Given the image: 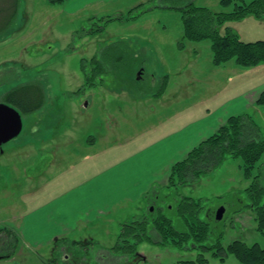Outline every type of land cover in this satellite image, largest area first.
<instances>
[{"label": "rangeland", "instance_id": "1", "mask_svg": "<svg viewBox=\"0 0 264 264\" xmlns=\"http://www.w3.org/2000/svg\"><path fill=\"white\" fill-rule=\"evenodd\" d=\"M4 3L6 0H0V10ZM188 4L212 12L224 10L221 0H120L97 7L101 10L97 13L67 14L45 0H20L7 27L1 25L0 13V103H5L7 92L25 84L40 85L44 91V104L38 111L23 114L17 109L22 131L0 147V226L15 233L17 229L11 227L18 226L22 203L31 208L52 198L69 182L84 180L90 170H99L103 160L113 162L138 139L151 135L152 124L170 119L180 109L186 116L188 109L223 85L228 73L212 65L210 42L181 41V9ZM114 17L124 21L106 23ZM127 18L132 19L125 21ZM227 30L244 43L264 41V14L228 22L220 33ZM13 56H19L18 60L4 62ZM121 56L123 60L118 62ZM96 61L107 65L109 73H100L93 86L79 92L84 75L93 71ZM140 68L144 78L136 80ZM252 68L246 70V78L264 76V63ZM163 83L165 91L157 95ZM253 111L264 137V113ZM240 164V160L226 157L213 172L177 190L153 186L156 208H163L178 230L182 224L172 207L179 198L202 201L201 215L210 228L209 244L219 241L225 250L218 256L204 252L208 264H241L226 252L233 241L264 248V237L247 207L249 183ZM258 166L264 186V156ZM146 193L133 202L119 203L106 218L81 225L60 245L63 253H73L76 264L195 260L199 251L192 247L178 250L149 241L140 243L134 254L110 253L118 243L121 225L145 215ZM220 208L224 213L216 221ZM50 248H29L19 241L13 256L1 259L0 264H64ZM72 260L68 264H75Z\"/></svg>", "mask_w": 264, "mask_h": 264}, {"label": "trees", "instance_id": "2", "mask_svg": "<svg viewBox=\"0 0 264 264\" xmlns=\"http://www.w3.org/2000/svg\"><path fill=\"white\" fill-rule=\"evenodd\" d=\"M45 1L56 7L63 5L68 0ZM221 5L224 10L220 12L198 8L192 4L182 8L183 35L181 41L190 43L209 41L212 65L215 67L223 66L229 62L242 69L263 64L264 41L244 43L229 30L221 34L220 29L228 22L239 21L249 15L262 17L264 0H221ZM230 6H232L231 10H227ZM17 7L18 0L12 2L6 0L0 10L3 15L2 26L7 27L13 20ZM134 9L136 8L131 9L129 13ZM131 19L127 18L125 21ZM115 20L124 21L120 17H114L109 18L106 23ZM99 30H102V27H99ZM183 42H180V45ZM122 58L123 56L117 61L120 62L123 60ZM94 59L95 57H93ZM95 63L97 64L92 68L93 71L84 75V86L79 92L93 86V82L100 73H109L107 65L99 64L97 61ZM111 67H113V63L110 65ZM163 89L164 87L159 92ZM4 101L19 109L21 113L30 114L38 111L44 104V91L40 85L25 84L7 92ZM255 105L264 108V90L260 93ZM263 156L264 137L261 135L259 124L256 123L253 115L245 112L231 116L211 137L200 142L188 152L183 160L174 164L169 171L166 184L158 187L177 190L179 186L193 183L201 176L213 172L224 162L226 157L238 159L241 161L239 168L242 176L249 183L245 190L249 198L247 207L253 214L258 232L264 237V202H262L264 186L260 172L262 163L258 166ZM255 170H257L256 174ZM146 195L148 198L145 215L132 218L129 222L121 225L118 243L110 253L134 254L140 243L149 241L161 246L167 245L173 249L182 250L192 247L199 251L195 260H181L175 264H208L204 258V252H213V256H218L219 253L225 251L219 241L209 244L210 228L203 218L204 215H201L204 208L201 200L182 196L172 207L182 224V229L178 230L174 227L172 220L163 214V208H156L157 192L155 187H152ZM155 210L157 211L156 215ZM18 243L16 232L1 227L0 260L11 258ZM226 252L233 255L241 264H264V248L257 244L248 246L242 241H233L228 245ZM143 264L149 263L144 262Z\"/></svg>", "mask_w": 264, "mask_h": 264}, {"label": "crops", "instance_id": "3", "mask_svg": "<svg viewBox=\"0 0 264 264\" xmlns=\"http://www.w3.org/2000/svg\"><path fill=\"white\" fill-rule=\"evenodd\" d=\"M119 1L68 0L56 7L67 14H79L85 10L97 13L101 11L97 7ZM18 58H5L4 62ZM215 69L228 73L227 79L219 89L203 97L197 106L188 109L186 116L185 110L180 109L172 113L170 119L164 117L152 124V134L138 139L125 155L111 163L103 160L99 170H90L91 173L80 182H69L67 187L55 192L44 203L31 208L22 203L24 212L18 226L11 227L18 230V240L29 248L51 246L53 255L59 253V256H65L59 246L72 232L81 225L106 218L119 203L133 202L153 186L166 184L172 166L183 160L200 142L211 137L229 117L251 113L252 109L254 114L264 113L263 107L256 108L255 105L264 90V76L246 78L247 69L231 62ZM164 91L165 88L157 95Z\"/></svg>", "mask_w": 264, "mask_h": 264}, {"label": "water", "instance_id": "4", "mask_svg": "<svg viewBox=\"0 0 264 264\" xmlns=\"http://www.w3.org/2000/svg\"><path fill=\"white\" fill-rule=\"evenodd\" d=\"M141 74L142 71L137 73V80L140 79ZM22 127L20 112L12 106L0 103V147L18 137L22 131ZM223 213V208H220L216 212V221L222 219Z\"/></svg>", "mask_w": 264, "mask_h": 264}, {"label": "flooded vegetation", "instance_id": "5", "mask_svg": "<svg viewBox=\"0 0 264 264\" xmlns=\"http://www.w3.org/2000/svg\"><path fill=\"white\" fill-rule=\"evenodd\" d=\"M143 76H144V71L142 70V74H141V79L140 80H142L144 78ZM72 255H73V253H70L69 255L66 254L65 256L62 255L63 259H61V256H59V261H62L63 260L62 262H64V264H68V262L73 259L72 262H74L76 264L78 260H77V258H73L74 255L73 256ZM97 259L100 260L99 258L95 257V260H97ZM81 260L84 261L86 259L85 258L84 259L82 258ZM100 261H103V260H100Z\"/></svg>", "mask_w": 264, "mask_h": 264}]
</instances>
